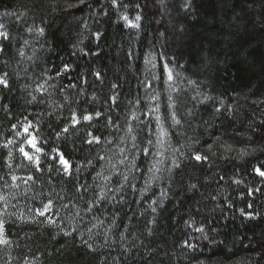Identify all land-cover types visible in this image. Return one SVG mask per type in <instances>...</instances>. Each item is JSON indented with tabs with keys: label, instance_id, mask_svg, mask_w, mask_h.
Returning a JSON list of instances; mask_svg holds the SVG:
<instances>
[{
	"label": "trees",
	"instance_id": "trees-1",
	"mask_svg": "<svg viewBox=\"0 0 264 264\" xmlns=\"http://www.w3.org/2000/svg\"><path fill=\"white\" fill-rule=\"evenodd\" d=\"M0 23V264H264V0H0ZM29 122L40 172L18 151ZM49 198L55 224L35 212Z\"/></svg>",
	"mask_w": 264,
	"mask_h": 264
},
{
	"label": "snow or ice",
	"instance_id": "snow-or-ice-1",
	"mask_svg": "<svg viewBox=\"0 0 264 264\" xmlns=\"http://www.w3.org/2000/svg\"><path fill=\"white\" fill-rule=\"evenodd\" d=\"M81 2H83V0H81ZM112 4L115 6L117 4V0H112ZM122 19L125 20L127 22L128 26H130V27H139V23L138 22L140 21L141 17L139 15H137L135 17V20L133 21V20H130L127 15H124V16H122ZM4 27H5L4 24L0 23V37H2L3 39L7 40V39H9V36H8V33L6 31L2 30V29H4ZM38 31L41 34H43L44 29L40 28V29H38ZM98 35L99 34H97V36ZM3 51H4V49L2 47H0V52H3ZM164 67H165V71L167 73V79L169 81H171L173 79L172 71H171V69L168 68L167 65H165ZM64 71H69V65H67V64L64 65ZM95 76H96L97 79H100V73L99 72L95 73ZM0 86H3V87H8L9 86L8 80H7V73H5L3 76H0ZM148 86H150V85H148ZM39 87L42 89L43 85H41ZM72 87H75V85H72ZM112 87L115 89L117 87V85L113 84ZM33 99H35V97H33ZM192 99L195 100L196 98L192 97ZM110 100H111V102L113 104H116L117 96L116 95L111 96ZM169 100L171 101V97H169ZM137 103H139V101H137ZM169 106L173 107L174 105L170 103ZM151 111H158V109H151ZM217 111H219V109H217ZM101 115H102V113L100 111H96L94 113V116L97 119ZM189 115H192V113L189 112ZM132 118L136 119L137 117L135 116V114H133ZM172 119H173L174 123H176V124L180 123V120H178L176 118L175 112L172 113ZM92 120H93V114L92 113H87L86 112V113H83V114L78 116L76 111H74V110L72 111V114H71V126L72 127H75L76 125L81 123V121L91 122ZM157 120H159V117H157ZM111 123H112V121H111V119H109V124H111ZM261 123H264V121H261ZM31 127H32L31 122H29L27 126H22L21 130L25 134L26 138L19 145L18 151L24 157V159H26L29 162V164H31L35 168V170L37 172H40L42 170L41 169V158H40V155H38V154H42L44 150H43L42 147L39 146V143H38V140H37L36 136L32 132H30ZM15 128H16V126L13 125V129H15ZM128 131H129V133L132 132L131 126H129ZM62 132H68V127L63 128ZM17 134L19 135V133H17ZM60 134L61 133H57V136H59ZM160 135L161 136H166L167 133L164 130L161 129ZM88 136L91 137L90 139L86 140V143H88V144H93V143L99 144L101 142V138L98 137V136L93 135L91 132L88 133ZM132 140L135 141V137L134 136L132 137ZM157 142L158 143H162V141L159 139V137H158ZM12 143H13V141H11V140L8 141V144H12ZM148 143L151 144L152 141L149 140ZM25 145H27V147L30 148V149H34V151L30 153L28 150H26ZM132 147L135 148L136 144L133 143ZM53 151H55L57 153V155L49 157V159L59 163L60 167L57 169V172L63 173L64 175L71 176L72 175V164H71V162L68 159H66L64 154L62 152H60L58 149H54ZM142 151H144V153L146 155L149 153V150L146 149V148L142 149ZM123 152H124V149H121V153H123ZM11 156H12V154L10 152L9 153V159H11ZM99 158L100 159H105V157H103V156H101ZM192 158L195 159L198 162L199 161H207V159H208L207 156H201L198 152L193 153ZM126 159H127V157H124V159H122L120 161V163H124V160H126ZM89 163H91V161H89ZM131 164H132L133 168L136 167L134 159L131 161ZM8 166L11 167V164H9ZM176 166L178 167V165H176ZM49 169L51 170V165H49ZM262 169H264V164H258L254 168V171L260 177H264V170H262ZM149 171H153V170L149 169ZM156 171H159V169H156ZM97 177H102L104 181H109L111 179V175H105L103 172L97 173ZM0 179H2V177H0ZM11 179L13 181V184L11 186L12 187H17V188L19 187V185L15 183L17 180H22L25 185H27L29 182L35 183V181H36V177H34L31 174H29L26 178L12 175ZM123 181L125 183L129 182V176L128 175H123ZM130 186L135 191V185L133 184V185H130ZM190 187L191 188H195L196 185L193 184ZM123 188H124V183H119L115 190H113L110 187H106V186L105 187H101L100 192L95 194V199L92 200V201H88L87 202L88 203V211L90 212L92 210V208L97 205V203L99 201H102V200H105V199H109V198L112 199V200H115L116 199V193L121 192L123 190ZM81 190L87 192V190H88L87 185H84V184L78 185L77 192H80ZM258 190L259 189H257V191ZM110 192L113 193L111 197H109V195H108V193H110ZM163 194L164 193H162V195ZM249 194H251V190L249 191ZM120 199L122 200L123 197H120ZM152 203L155 205L157 202L155 200H153ZM53 205H54L53 200L51 198H49L45 203L42 204L41 208H38V209L35 210L36 215L45 217L47 222L50 223V224H55L56 221L52 218V216L47 215L49 212H51V210L53 208ZM62 207L68 208L69 204L65 203V204L62 205ZM249 207H251V204H249ZM152 211L155 212L156 208L152 207ZM243 211L244 210L241 209L242 213H243ZM57 215H58V213H57ZM75 215L79 216L80 212L77 211L75 213ZM100 223H102V221ZM93 227H95V225H93ZM61 230H63V229H61ZM73 230H75V229H73ZM197 231H201L202 232L203 229H197ZM88 232L91 234L92 229H88ZM68 234H70V233L65 232V235H68ZM89 238H91V236ZM7 243H8L7 239L3 238V236L0 235V244H7ZM85 243H87V241H85ZM88 247L91 248L92 245L88 244Z\"/></svg>",
	"mask_w": 264,
	"mask_h": 264
},
{
	"label": "rangeland",
	"instance_id": "rangeland-1",
	"mask_svg": "<svg viewBox=\"0 0 264 264\" xmlns=\"http://www.w3.org/2000/svg\"><path fill=\"white\" fill-rule=\"evenodd\" d=\"M1 38V37H0Z\"/></svg>",
	"mask_w": 264,
	"mask_h": 264
}]
</instances>
